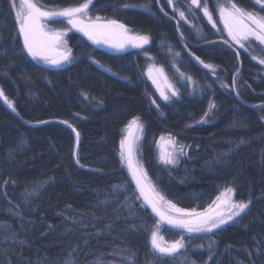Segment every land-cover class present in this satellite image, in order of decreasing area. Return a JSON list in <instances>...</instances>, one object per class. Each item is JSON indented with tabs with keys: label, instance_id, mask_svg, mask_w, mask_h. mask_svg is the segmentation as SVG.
<instances>
[{
	"label": "trees",
	"instance_id": "trees-1",
	"mask_svg": "<svg viewBox=\"0 0 264 264\" xmlns=\"http://www.w3.org/2000/svg\"><path fill=\"white\" fill-rule=\"evenodd\" d=\"M80 2L39 0L49 9ZM208 3L217 28L195 6V15L187 11L191 0H95L96 13L150 43L120 54L72 33L73 63L46 68L24 50L10 0H0V88L16 109L0 99V264H129L122 257L133 253L131 264H264V65L223 43L216 0ZM147 55L179 91L159 110L142 78ZM196 57L215 65V74ZM209 101L214 118L199 124ZM136 117L144 126L140 160L167 201L201 211L228 186L250 208L214 233L185 238L187 251L158 254L151 244L156 218L119 156L123 130ZM60 121L79 132V143ZM167 134L185 156L165 167L157 144Z\"/></svg>",
	"mask_w": 264,
	"mask_h": 264
},
{
	"label": "snow or ice",
	"instance_id": "snow-or-ice-1",
	"mask_svg": "<svg viewBox=\"0 0 264 264\" xmlns=\"http://www.w3.org/2000/svg\"><path fill=\"white\" fill-rule=\"evenodd\" d=\"M92 3L93 0H82V2L75 6L52 9L40 4L39 0H20L18 8L14 3L13 7L16 8L15 14L18 32L23 38V48L26 50L28 56L34 61H42L45 65H51L55 68H60L63 64L71 63L74 59L72 49L67 47V42L64 40V37L67 36L68 31L71 29L49 28L47 23L49 20L60 21L61 19H66L67 24L71 25L72 29L83 33L93 44L107 45L117 51H123L128 46L143 48L149 43L147 35L133 33L124 23L116 19H102L100 16L93 17L90 14V5ZM168 3L169 5H173L174 0H168ZM254 3L260 6L259 10L244 8L240 6L238 0H223V2L216 0L215 12L219 16V22L223 24V29L217 30L227 33V38L223 40V43L229 47L235 45L245 49V51L250 52L253 60L264 65V47H260V54H257V50L251 44L254 40L258 42V45L264 46V0H254ZM123 6L125 8L129 7L127 3ZM192 6H195V8H198L203 13V16L207 18L213 28H217V21L214 19L213 10L210 9L208 0H191L187 11L195 15ZM173 11L178 14L180 20L187 22L184 10L174 6ZM197 31L199 32V29ZM209 42L215 43V41ZM176 55H179V53H176ZM196 59L199 60V57H196ZM199 62L215 74V65L205 63L203 60H199ZM101 67L103 68L104 66L101 65ZM105 70L108 72L112 71L111 68H106ZM157 71L161 75H164L163 68H159ZM177 71L179 70L177 69ZM152 72L153 68H149L148 75L152 78L153 84H157L156 79L152 77ZM180 75L188 81L194 82L191 76H185L184 73ZM235 75H238V72L233 75V88H235L236 83ZM164 79L168 90L171 92V96H178L179 93L175 86L168 82L166 76ZM222 86L228 87V85L223 84ZM157 90L160 91V95L164 100L170 99L169 95L161 90L159 85H157ZM0 99L14 112L16 111L14 103L9 100L2 88H0ZM261 107L264 108V106ZM214 108H216L215 102L209 101V109L204 113V118ZM41 123H47V121H41ZM60 123L67 124L69 128H72V131L76 133L77 143H79L80 134L72 124L67 121H60ZM133 126L139 129L141 134L143 133V125L139 123V117L133 118L127 126L129 129L128 135L120 141L121 162L126 164L144 202L152 208V211L160 217L161 221L173 228L182 229L183 233H187L191 237L192 234L214 233L216 230L221 229L223 225L240 217L242 213H245L250 208L251 201L235 200L236 190L228 186H225L223 191L213 201L217 211L197 212L195 209L186 211L183 208H178L170 201H165L164 197L155 190L154 186L150 183H145L147 175L143 171L142 166L139 165V162L135 160L137 152L136 141L140 137H132L130 129ZM161 139L163 140L164 138L161 137ZM169 143L172 146V151L162 152L159 158L162 163L175 166L178 163V157L184 154L185 146L178 145L174 139H170ZM79 163V160H77V164ZM146 188L153 193L152 196L146 193ZM162 201L176 215H170L162 211ZM159 226L160 224L157 222L156 227L159 228ZM214 243L213 241L207 246L209 261L212 260ZM151 244L152 248L162 256L175 257L181 250L187 251V241L183 234H181L179 239L172 242H164L163 237L157 231H153L151 233ZM121 251H126V249ZM134 255L133 253L132 256L122 257V259L128 260L129 264H131Z\"/></svg>",
	"mask_w": 264,
	"mask_h": 264
},
{
	"label": "rangeland",
	"instance_id": "rangeland-1",
	"mask_svg": "<svg viewBox=\"0 0 264 264\" xmlns=\"http://www.w3.org/2000/svg\"><path fill=\"white\" fill-rule=\"evenodd\" d=\"M94 1H95V0H93L92 5H90V14H91L93 17H95V16H100L102 19H105V18L102 17L100 14L96 13L95 10H93L92 7H93V4H94ZM10 2H11L12 12H13V15H14V18H15V21H16V14H15V13H16V8L13 7V4L15 3L16 7L18 8V7H19V4H20V0H10ZM221 2H223V0H221ZM218 22H219V16H218ZM47 23H48L49 28H55V29H64V28H67V29H71L70 31H68L67 36L64 37V40L67 42V47L70 48V46H69V42H68V36H69L70 34H72L73 32H75L76 30H75V29H72V27H71L69 24H67L66 19H65V20H60V21L49 20ZM16 24H17V22H16ZM219 25H220L221 28L223 29V24L219 22ZM17 29H18V24H17ZM129 29H130V28H129ZM130 30H131V29H130ZM131 31H132V30H131ZM132 32H133V31H132ZM18 33H19V32H18ZM133 33H134V32H133ZM225 33H226V32H225ZM226 35H227V33H226ZM19 36H20V35H19ZM20 39H21V42H22V45H23V38H22V36H20ZM149 43H150V39H149ZM251 44H252V47L255 48V49H256L257 47H258V48H260V47H264V46H260V45H258V42L254 41V40L251 42ZM233 47L236 48V49L239 50V51H242V52H245V53H250V52H248V51H245V49H243V48H239V46H235V45H234ZM25 51H26V50H25ZM26 53H27V52H26ZM72 54H73V51H72ZM146 57L148 58V64H147V66H146V68H145V70H144V72H143L142 78H143L144 81H146V82L148 83V85L150 86V89H151V91H150V96H149L150 103H151L156 109L159 110L160 107H161V104H170V102H171L172 100H174V99H176V98H179V95H178V96H171V92L168 90L167 83L165 82L164 77L166 76V77L168 78V82H170L171 84L174 85L172 79L168 76V74L166 73L165 69H164L162 66H160V65H158V64L156 63L155 59H154L152 56H148V55H147ZM30 58H31V57H30ZM31 59H32V58H31ZM33 61H34V60H33ZM73 61H74V59L72 60L71 63L63 64L60 68L70 66V65L73 63ZM34 62H35L36 64H38V65H40V66H43V67H46V68H55V67H53V66H51V65H45L42 61H34ZM149 68H153L152 77L156 79L157 84H153V82H152V78L149 77V75H148V70H149ZM159 68H163V70H164V75H161L160 72L157 71V69H159ZM157 85H159L160 89L163 90V91H165V93H166L167 95H169V97H170L169 100L166 101V100H164V99L161 97V95H160V91L157 90ZM174 86H175V85H174ZM175 88H176V86H175ZM176 89H177V88H176ZM178 93H179V91H178ZM153 101H155V103H153ZM213 118H214V109L209 113V115H208L206 118L203 117V119H202L203 122H201V121H202V120H201L199 124H202V125H204V124H209V123L212 122ZM139 123L142 124V122H141L140 120H139ZM142 125H143V124H142ZM127 126H128V125H127ZM127 126H126V127L124 128V130H123V136H122V139H123L125 136H127L128 133H129V129H128ZM132 130H134L133 138H135V137H137V136L140 137V139H139L138 141H136L137 152H136V155H135V160L139 162V165L142 166L143 171H144V172L146 173V175H147V180L145 181V183H146V184H149V183H150L152 186H154V185L152 184V182L150 181V179H149V177H148V174H147V172H146V170H145V168H144V166H143V164H142V162H141V160H140V152H141V145H142L143 133L141 134L140 131H139V129H137L135 126H133V128L130 129V131H132ZM143 131H144V126H143ZM162 137H163L164 139L162 140V139L160 138L159 141H158V144H157V148H158V160H159V163L162 164V165L165 166V167H167V166H172V165H166V164L162 163L159 157L161 156L162 152L172 151V146L170 145L169 140H170V139H174V140H175V138H174L172 135H170V134L163 135ZM175 141H176V140H175ZM119 156H120V152H119ZM184 156H185V151H184V154H183V155H180V156L178 157V163L180 162V160H181ZM120 160H121V158H120ZM121 163H122V162H121ZM122 165H123L124 169H126V170L128 171V173L130 174L128 168L126 167V164H125V163H122ZM130 176H131V174H130ZM154 188H155V186H154ZM147 189H148V188H147ZM148 190H149V189H148ZM155 190L157 191L156 188H155ZM149 192H150V194H151V196H152L153 193H152L150 190H149ZM157 192H158V191H157ZM141 198H142V197H141ZM164 199H165V198H164ZM234 199H235V196H234ZM142 200H143V199H142ZM235 200H236V199H235ZM143 201H144V200H143ZM165 201H167V200L165 199ZM214 201H215V200H214ZM144 203H145V202H144ZM145 204H146V203H145ZM146 206H147V204H146ZM178 208H179V207H178ZM161 210L164 211V212H166V213H168V214H170V215H176V213L172 212L171 209L168 208V205L165 204L163 201L161 202ZM219 210H224V209H219ZM186 211H191V210H186ZM196 211H197V212H207V211H217V209H216L215 205L212 203V204H211L208 208H206L205 210H201V211L196 210ZM246 211H247V210H246ZM151 212H152V211H151ZM152 213H153V212H152ZM153 214H154V213H153ZM242 214H244V213H242ZM242 214H241V215H242ZM154 216H155V218H156V224H157V222H159L160 226H159V228H157V227L155 226V228H154L153 231H157L158 234H159L160 236L163 237V241H164V242H172V241H173V240H169V239L167 238V232L176 233V234H179L180 236H181V234H183V235L185 236V238L190 237L187 233H183V230H182V229L173 228V227H171L170 225H168L167 223L161 221L159 216H157V215H155V214H154ZM237 218H238V217H237ZM237 218H236L234 221H236ZM234 221L229 222L228 224H231V223H233ZM228 224H226V225H228ZM226 225H223L222 227H224V226H226ZM197 235H201V234H192V236H197ZM181 251H182V250H181Z\"/></svg>",
	"mask_w": 264,
	"mask_h": 264
},
{
	"label": "water",
	"instance_id": "water-1",
	"mask_svg": "<svg viewBox=\"0 0 264 264\" xmlns=\"http://www.w3.org/2000/svg\"><path fill=\"white\" fill-rule=\"evenodd\" d=\"M77 33H79V34H81V35H83V33H81V32H78V31H76ZM84 36V35H83ZM86 37V36H85ZM97 46H99L100 48H103V49H107L106 48V46H104V45H97ZM145 46H147V45H145ZM144 46V47H145ZM112 50H115V51H117L116 49H114V48H111ZM125 49H127V50H130V49H132V50H137V49H141V48H134V47H131V46H128V47H126ZM132 132V137H133V135H134V130H132L131 131ZM131 178H132V176H131ZM133 180V179H132ZM133 183L135 184V182L133 181ZM135 186H136V184H135ZM137 188V187H136ZM137 191L139 192V190L137 189ZM146 193L149 195V196H151V194H150V192H149V190L146 188ZM139 194H140V192H139ZM141 196V195H140ZM142 197V196H141ZM142 199H143V197H142ZM144 200V199H143ZM147 207L152 211V208L151 207H149L148 205H147ZM153 212V211H152ZM154 213V212H153ZM155 215H156V213H154Z\"/></svg>",
	"mask_w": 264,
	"mask_h": 264
},
{
	"label": "flooded vegetation",
	"instance_id": "flooded-vegetation-1",
	"mask_svg": "<svg viewBox=\"0 0 264 264\" xmlns=\"http://www.w3.org/2000/svg\"><path fill=\"white\" fill-rule=\"evenodd\" d=\"M61 20H65V19H61ZM70 26H71V25H70ZM71 27H72V26H71ZM73 33L78 34L79 36H81L82 38H84L86 41L90 42L92 45H94V46L96 45V44H93L92 41L88 40L87 37H85V36H83V35L77 33L76 31L73 32ZM104 46H106V48H107L106 50H108V51H110V52H113V53L117 52V53L122 54V53H125V52L133 51L132 49H130V50L124 49L123 51H115V50H112V49H111L110 47H108L107 45H104Z\"/></svg>",
	"mask_w": 264,
	"mask_h": 264
}]
</instances>
